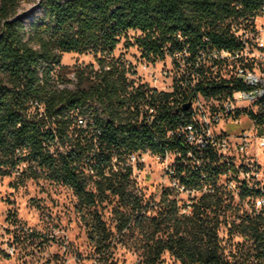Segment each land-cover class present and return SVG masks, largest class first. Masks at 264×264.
Returning <instances> with one entry per match:
<instances>
[{"label":"trees","instance_id":"trees-1","mask_svg":"<svg viewBox=\"0 0 264 264\" xmlns=\"http://www.w3.org/2000/svg\"><path fill=\"white\" fill-rule=\"evenodd\" d=\"M19 1L0 0V175L26 162L21 176L65 184L86 208L113 196L125 208L123 225L132 218L141 223L144 203L126 156L145 148L158 154L184 152L182 137L168 134L185 116L184 102L195 90L215 93L230 84L207 76L193 86L188 75L184 84L175 79L172 91L151 94L159 100L154 119L137 122L131 106L137 107L144 89L133 86L127 67L114 54L116 46L132 30L137 34L133 41L125 39V45H136L152 62L176 51H186L187 60H193L212 49H239L236 31L253 29L255 16L264 14V0H39L42 15L34 18L31 33L18 14ZM64 52H92L97 64L73 68V89L56 86L63 80ZM32 99L42 110L32 107ZM89 109L83 126L78 118ZM219 170L212 167L205 178L214 192L200 195L190 214L178 211L172 189L162 191L163 204L150 222L163 223L168 230L164 238L149 237L152 243L138 264H155L164 250L180 264H234L222 252V222L228 232L250 238L257 264H264L261 218L228 220L230 203L215 183ZM180 176L188 186H201L199 173ZM92 212L91 236L104 252L109 231L97 210ZM100 264L110 263L104 259Z\"/></svg>","mask_w":264,"mask_h":264},{"label":"built area","instance_id":"built-area-1","mask_svg":"<svg viewBox=\"0 0 264 264\" xmlns=\"http://www.w3.org/2000/svg\"><path fill=\"white\" fill-rule=\"evenodd\" d=\"M257 18H264V14L255 16L253 29L236 31L242 42L239 49H212L200 52L193 60H187L186 51L169 55L173 66L182 70L172 75L170 83L160 84L163 82L160 71L156 72L154 62L142 57L138 49L133 66L117 55L127 67V76L133 86L144 89L137 107L131 106L137 112V122L150 123L154 119L159 100L158 97L152 99L151 94L172 91L175 79L184 84L185 75H188L193 86L207 76L214 82L230 84L226 90L215 93L195 90L186 100L189 106L183 108L185 116L168 132L182 137L184 152L174 150L158 154L145 148L126 156L125 163L131 166L133 178L135 170L140 169L149 156L162 164V191L172 189L175 192L180 213L190 214L200 195L214 192L215 186L205 178L212 167L220 166L215 183L223 189L225 202L230 203L228 210L235 211L232 216H258L264 227V162L259 158L264 151V28H256ZM167 74L163 72L164 76ZM235 83L239 86H234ZM30 104L42 110L36 99L30 100ZM78 123L85 126L86 119L79 116ZM229 123L240 124V128L228 132L226 125ZM116 160L117 156L113 155L112 162ZM195 172L199 173L201 186H188L181 180L180 175Z\"/></svg>","mask_w":264,"mask_h":264},{"label":"rangeland","instance_id":"rangeland-1","mask_svg":"<svg viewBox=\"0 0 264 264\" xmlns=\"http://www.w3.org/2000/svg\"><path fill=\"white\" fill-rule=\"evenodd\" d=\"M38 1H19L18 14L29 33L34 18L42 15ZM255 26L257 29L260 26L264 28V18H257ZM136 34L129 30L126 38L122 37L114 50L115 55L129 60L131 66L136 61L137 47L134 44L127 46L124 41H133ZM61 62L65 65L62 69L63 80H58L56 86L70 89L76 86L73 74L76 65H97L92 52H64ZM154 66L163 77L161 85L170 83L172 75L182 71L173 66L170 56L155 60ZM164 71L168 72L167 76L163 75ZM89 111L86 110L80 117L89 120ZM239 128L240 124L236 123L226 125L228 132ZM259 158L264 162V151L260 152ZM26 166V162H21L10 174L0 175V264H100L104 259L110 264H138L143 262L152 243L149 237H165L164 229L167 226L150 222L163 204L164 187L162 164L153 157L149 156L133 175L137 193L144 203L141 211L143 219L137 223L132 218L126 225H123L121 217L125 208L115 197H107L91 208L80 206L72 189L65 184L44 176H21L20 172ZM93 209L97 210L109 231V245L104 252L98 251L95 238L91 236ZM234 212L226 210L228 220L234 218L238 221L232 216ZM218 237L223 254L232 263H258L251 239L240 233L228 232L227 223L219 225ZM155 264H180V261L164 250Z\"/></svg>","mask_w":264,"mask_h":264},{"label":"water","instance_id":"water-1","mask_svg":"<svg viewBox=\"0 0 264 264\" xmlns=\"http://www.w3.org/2000/svg\"><path fill=\"white\" fill-rule=\"evenodd\" d=\"M189 106V102H186L185 104H184V108H187Z\"/></svg>","mask_w":264,"mask_h":264}]
</instances>
